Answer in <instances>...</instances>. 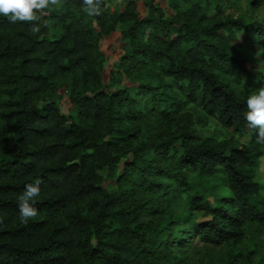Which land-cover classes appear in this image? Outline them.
<instances>
[{
    "label": "trees",
    "instance_id": "1",
    "mask_svg": "<svg viewBox=\"0 0 264 264\" xmlns=\"http://www.w3.org/2000/svg\"><path fill=\"white\" fill-rule=\"evenodd\" d=\"M144 4L141 16L128 0L108 23L105 9L88 17L82 0H63L37 35L0 16V264H173V248L189 236L222 246L240 242L249 223L264 226L254 201L264 144L245 119L248 95L230 83L235 71L247 82L264 73L248 70L226 36L238 31L264 48V25L251 9L241 12L240 0H169V14L154 0ZM118 21L127 23L118 67L134 84L109 91L100 80L98 38ZM68 75L72 112L64 114L46 96ZM189 104L234 134L247 130L248 141L199 137ZM150 115L155 131L139 126ZM128 154L117 179L124 187L108 192L98 171L112 177ZM190 173L200 180L221 174L229 195L214 205L197 189L186 213H173L162 181L190 188ZM37 180L39 214L24 224L18 197ZM249 254H228L223 264Z\"/></svg>",
    "mask_w": 264,
    "mask_h": 264
},
{
    "label": "rangeland",
    "instance_id": "2",
    "mask_svg": "<svg viewBox=\"0 0 264 264\" xmlns=\"http://www.w3.org/2000/svg\"><path fill=\"white\" fill-rule=\"evenodd\" d=\"M127 1L128 0H105L103 8L107 11L108 17H110L108 23L111 22L113 13L122 12L124 10ZM134 1L137 13L141 16L144 15L146 12L144 3L147 0ZM154 1L161 5L167 14L171 12L169 0ZM218 2L222 3L223 0H218ZM240 7L242 13L245 9H251L254 19L264 25V0H240ZM232 10L236 11L235 8H232L226 10L225 13ZM246 14H249V11H246ZM91 21L96 27L97 32H99L96 21L92 19ZM126 24V22L118 21L113 29L99 34L98 46L101 55L100 80L103 87L107 88L109 91L122 88L130 89L134 84L133 77H131L130 74L127 75L122 68L118 67L126 43V40L122 37ZM50 33L55 34L59 33V31H50L48 36L51 35ZM235 33L230 35L222 34L226 35L230 39L233 48L245 57L243 63L248 70L252 73H264V48H257L256 45L242 41L241 37L238 34L235 35ZM78 75H81V73H78ZM68 83H70V75L58 79L54 89L46 96V100H54L64 114H68L69 111L72 112L68 97L70 91ZM230 83L235 89L248 95L250 91L264 86V79L255 77L252 81L247 82L243 73L235 71L230 76ZM184 110L191 114L193 126L196 128V134L199 137L209 136L219 141L232 137L243 143H246L249 139L247 130L243 131L241 135L234 134L230 130L222 127L214 118L208 116L205 111L194 104L187 105ZM73 114L77 116V112H73ZM155 119L156 116L150 115L149 118L146 119L147 121L140 122L139 126L145 131L148 128L155 131L158 128ZM130 158L131 156L128 154L120 159V164H117L112 177L109 176V170L107 168L98 171L103 178L102 186L108 192L117 193L124 187L120 185L121 182L117 179L122 172L123 163L128 162ZM189 175L190 188L179 186L178 183L171 178H166L162 181L164 184L168 183L167 190L172 192L170 195L164 194V198L170 199L167 209L171 210L173 213H186L188 197L197 189L214 205L219 204L221 197L229 195V188L221 174L202 180L195 177L193 173ZM255 180L259 182L260 190L258 195L254 198V201H256L259 208L264 211V153L259 158V164L255 170ZM158 193L160 192H157V194ZM143 196L148 198L151 197L152 194H144ZM191 213L197 220L205 218L201 210H191ZM142 219H147V216L142 217ZM187 240L186 246L181 247L179 250L173 248L172 253L176 255V258H172L170 262L173 264H223L228 254L250 253V258L246 262L239 261L237 264H264V226L255 223L246 225L242 240L235 244L212 246L200 242L198 238L194 236H189Z\"/></svg>",
    "mask_w": 264,
    "mask_h": 264
},
{
    "label": "clouds",
    "instance_id": "3",
    "mask_svg": "<svg viewBox=\"0 0 264 264\" xmlns=\"http://www.w3.org/2000/svg\"><path fill=\"white\" fill-rule=\"evenodd\" d=\"M63 0H0V16L7 18L11 24L23 23L30 26L33 35L47 26L45 17L52 8L62 6ZM105 0H82V10L88 17H99L103 14ZM245 119L250 128L257 130L258 144H264V86L249 92L246 100ZM41 180L29 183L25 191L18 197L19 219L27 224L37 217L35 207L41 194Z\"/></svg>",
    "mask_w": 264,
    "mask_h": 264
}]
</instances>
